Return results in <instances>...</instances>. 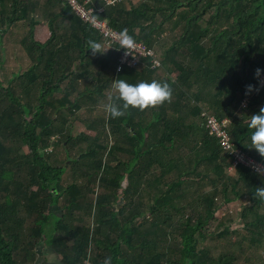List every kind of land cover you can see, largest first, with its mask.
<instances>
[{"label": "trees", "instance_id": "trees-1", "mask_svg": "<svg viewBox=\"0 0 264 264\" xmlns=\"http://www.w3.org/2000/svg\"><path fill=\"white\" fill-rule=\"evenodd\" d=\"M90 5L105 6L98 15L154 49L162 67L145 58L117 72L119 49H105L62 0H0V264H34L50 225L63 264H238L245 242L264 245L255 196L264 178L243 166L230 174L204 114L230 119L235 145L264 163L247 127L264 106V71L255 74L264 69V0ZM17 21L32 64L7 76L1 46ZM44 22L51 37L40 42ZM114 79L167 81L172 96L92 116L115 95Z\"/></svg>", "mask_w": 264, "mask_h": 264}, {"label": "built area", "instance_id": "built-area-1", "mask_svg": "<svg viewBox=\"0 0 264 264\" xmlns=\"http://www.w3.org/2000/svg\"><path fill=\"white\" fill-rule=\"evenodd\" d=\"M69 4L74 12L81 18V20L97 30L104 40L106 48L117 47L120 51L116 71H121L125 66L133 67L138 65L143 59L149 58L153 68L162 67L161 61L158 58L154 49L149 48L143 41L133 38L134 44L128 49L121 47L119 35L121 31L113 27L109 20L105 17H100L105 10V6L96 7L90 5L92 0H62ZM126 0H105V4H115ZM206 117L209 134L213 136L220 147L232 158L231 170H236L238 166H243L259 176L264 178V163L256 160L248 155L241 148H238L231 138L229 127L231 120L228 118L217 119L215 116L204 114ZM264 259V253H263ZM85 264H90L86 262Z\"/></svg>", "mask_w": 264, "mask_h": 264}, {"label": "clouds", "instance_id": "clouds-1", "mask_svg": "<svg viewBox=\"0 0 264 264\" xmlns=\"http://www.w3.org/2000/svg\"><path fill=\"white\" fill-rule=\"evenodd\" d=\"M121 47L128 49L134 44L132 36L127 30H122L119 35ZM93 52L97 51L95 45L90 46ZM264 69L257 68L255 74L259 76ZM261 86H264L262 84ZM112 89L115 95H109L103 105L104 111L111 118H117L124 115L125 110L130 106L143 110L149 106H155L169 101L172 96V87L167 81L160 80H140L136 83H129L125 79H114ZM253 89V85L245 86L247 95ZM247 127L254 129L251 132V147H254L262 156H264V106H261L257 113L250 115ZM255 196L264 200V187H258ZM103 264H112L110 256L105 257Z\"/></svg>", "mask_w": 264, "mask_h": 264}, {"label": "crops", "instance_id": "crops-1", "mask_svg": "<svg viewBox=\"0 0 264 264\" xmlns=\"http://www.w3.org/2000/svg\"><path fill=\"white\" fill-rule=\"evenodd\" d=\"M132 2H138L139 0H131ZM23 27V29L21 28ZM27 31V25L25 21H17L14 23V26H12V29L7 31L6 38L4 39L3 46H7L9 41L12 39L11 44L13 45V53H12V65L10 68L12 69V72H21L22 70L28 68L32 64V60L28 53L26 52L25 48L22 45V38L25 32ZM51 37V30L48 27L47 23H40L37 24L35 27V38L40 42H46ZM105 49H107L104 46ZM2 55H3V49H2ZM4 59V66L3 69L5 72H8L7 70L9 67L7 66L6 58L3 55ZM231 170V168L229 167ZM231 175H235V171H229ZM234 205H238V202L232 203ZM230 205V204H229ZM226 206L222 208L224 210ZM228 209L225 210V212ZM224 213V211H223ZM37 254V260L34 264H63L59 255L54 250L52 244L50 241L44 239L40 242L36 249Z\"/></svg>", "mask_w": 264, "mask_h": 264}, {"label": "rangeland", "instance_id": "rangeland-1", "mask_svg": "<svg viewBox=\"0 0 264 264\" xmlns=\"http://www.w3.org/2000/svg\"><path fill=\"white\" fill-rule=\"evenodd\" d=\"M23 29V27H21ZM11 41L12 39L9 41V43L7 44V46H5L3 49V55L4 57L6 58V63H7V66L9 67V69L7 70L8 72H5L7 76H10V74L12 73V69L10 68V66L12 65V49L14 48L13 45L11 44ZM13 47V48H12ZM106 102H103L96 110V112H94L92 114V116L96 115V114H100L101 116L105 115L106 112L104 111L103 109V105L105 104ZM244 105H246V101H244ZM82 115H84V117H86V115H88V113L85 112V110L83 109L82 111ZM231 124V123H230ZM85 127V123L83 121V119H78L77 121H75L74 123V130H75V133H79L83 128ZM112 141V140H111ZM59 148H61V146H59ZM62 150V149H61ZM228 171H234V170H230L228 169ZM238 205H234V204H230V205H227L226 208H224V210H221L219 211V214L218 216L223 218L224 217V214H225V210H227V216H226V219L229 217V213L232 212V210H234ZM224 211V213H223ZM54 221V220H53ZM229 221V220H228ZM235 225V226H234ZM233 225V229H241V226L243 225L242 221H237V223H235ZM53 232H54V229H53V225H50L46 228V240H50L52 235H53ZM240 236H243L245 235V233L243 231H240ZM223 241H219V243H222ZM225 242V241H224ZM217 243V242H216ZM215 242L212 243L209 242V244H216ZM225 243H223V246H218L219 248L220 247H225L224 246ZM250 243L248 242H245L244 243V253L243 254H239V261H238V264H260L262 261H264L263 259V253H264V245L262 244V247L260 246V249H258V246L256 245H251ZM257 247V249H256ZM218 248V250H220ZM235 254H238L237 252Z\"/></svg>", "mask_w": 264, "mask_h": 264}]
</instances>
